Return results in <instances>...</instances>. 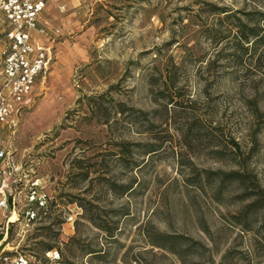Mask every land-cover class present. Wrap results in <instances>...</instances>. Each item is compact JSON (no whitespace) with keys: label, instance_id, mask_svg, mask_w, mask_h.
<instances>
[{"label":"rangeland","instance_id":"obj_1","mask_svg":"<svg viewBox=\"0 0 264 264\" xmlns=\"http://www.w3.org/2000/svg\"><path fill=\"white\" fill-rule=\"evenodd\" d=\"M62 2L66 8L59 13ZM262 14L264 0L50 2L44 20L60 36L46 76L34 87V103L10 141L17 164L26 162L56 206L27 228L11 227L1 247L33 255L34 264H60L49 262L38 243L63 249L82 212L72 201L86 200L109 216L126 208L129 217L120 220L118 243H107L105 262L78 257L70 259L73 264H264V224L252 222L253 231L245 233L227 220L242 206L234 199L239 191L216 200L212 186L186 183L192 170L227 172L233 166L210 159L199 146L194 153L182 148L192 123L191 132H209L218 149L237 142L245 157L257 133L248 171L264 189ZM246 27L257 28L253 45L243 43ZM168 77L174 88L166 90ZM125 146L128 156L121 153ZM151 146L158 151L146 157ZM133 180V195L105 193L107 181ZM55 216L60 225L36 230ZM142 232L181 238L180 253L152 249ZM98 234L84 228L87 242Z\"/></svg>","mask_w":264,"mask_h":264},{"label":"built area","instance_id":"obj_2","mask_svg":"<svg viewBox=\"0 0 264 264\" xmlns=\"http://www.w3.org/2000/svg\"><path fill=\"white\" fill-rule=\"evenodd\" d=\"M54 0H0V264H34L35 257L1 247L11 227L27 228L47 211L50 196L26 162L17 164L14 142L24 112L34 103V87L46 76L60 30L44 20ZM78 5L87 0H76ZM64 2L57 6L65 11ZM3 138L7 139L5 142ZM15 217L14 221L11 219ZM49 262L60 259L56 249L44 254Z\"/></svg>","mask_w":264,"mask_h":264},{"label":"trees","instance_id":"obj_3","mask_svg":"<svg viewBox=\"0 0 264 264\" xmlns=\"http://www.w3.org/2000/svg\"><path fill=\"white\" fill-rule=\"evenodd\" d=\"M262 15L261 16L264 17V14ZM246 31L247 34L243 36V40L246 42H243L242 38H240L241 42L244 44L253 45L255 41L249 40H259L257 28L246 27ZM167 81L165 80L164 82L166 90L168 87L174 88V81L170 77H168ZM253 107L255 116H257L258 119H261V114L259 113L255 100ZM193 126L194 123L187 127L183 136L182 148L194 153L199 146V149H204L203 151L205 155L210 159L216 162H226L233 167L227 172L221 170L216 172L205 170L195 172V170H192V173L195 175L190 179H187L186 183L201 189L205 186H212V190L214 189L212 195L216 200H221L220 197H223L225 191L236 188V190L239 191V194H237L234 199H236L238 203H241L242 206L238 210L237 215H231L230 217L228 216L227 220L233 226L239 228L242 232H252V222H262L264 224V189L260 186L257 177L248 171V162L256 151L257 145L255 135L257 133H253L251 135L253 138V145L245 157L240 145L237 142L231 140L229 142V148L227 147L228 144H225L221 146V149H218L219 144L215 142L216 137L212 136L209 132L201 133L199 130L196 132H191ZM194 142L197 144L194 145ZM155 147L156 146H151L143 154L146 157L155 155L158 151V149ZM121 153L125 156H128L131 151L125 146L122 148ZM124 162L126 163L128 160L124 159ZM188 165L190 166V164ZM138 167H140V165H135L134 169ZM86 176L87 174H85L83 177ZM105 184L107 187L105 189V193L119 198L133 195L135 192V187L137 186L136 180L121 185H117L115 182L109 181L105 182ZM76 201H72V203H77L82 212L74 222L75 234L68 239V241L64 244L63 249H60L58 246H54L53 244L39 242L38 244H41L42 246V254H45L52 249L59 250V253L61 254V262H59L60 264H73L70 259L78 257L89 258V261L93 263H103L106 261V256L109 254L106 251V248L108 247L107 243H118L116 235L120 232V220L128 219L129 211L126 208H124L121 213L118 210H111L109 211V213H111L109 216V214L107 215V213L103 212L104 210L100 212L98 206L90 201ZM52 206L54 207L56 204L49 202L47 211L45 214H43L44 217L47 215V213H49V211L54 209ZM61 223L62 222L58 216H55L52 218V221L48 227L37 228L36 230H51V225H60ZM85 227L97 230L99 233L98 236L87 242L86 239H88V237L84 236ZM141 235L145 238L147 244L152 249L166 251L171 254L180 253L179 245L183 243V241L177 236H169L161 233L154 234V232H147L146 234L142 232ZM47 236L50 238L49 234ZM56 236L57 234L53 235L52 237L56 238ZM99 236L101 238H99ZM261 239L264 243V235ZM102 240L104 241L105 245L101 243ZM65 254H67V257ZM43 261L47 260L43 258ZM137 261L138 260L136 259L133 260L134 263Z\"/></svg>","mask_w":264,"mask_h":264}]
</instances>
